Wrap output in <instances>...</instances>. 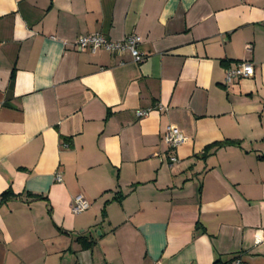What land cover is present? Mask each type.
<instances>
[{
    "label": "crops",
    "instance_id": "0c3cea01",
    "mask_svg": "<svg viewBox=\"0 0 264 264\" xmlns=\"http://www.w3.org/2000/svg\"><path fill=\"white\" fill-rule=\"evenodd\" d=\"M93 33L143 60L77 51ZM7 190L0 264H264V0H0Z\"/></svg>",
    "mask_w": 264,
    "mask_h": 264
},
{
    "label": "built area",
    "instance_id": "2783aa9c",
    "mask_svg": "<svg viewBox=\"0 0 264 264\" xmlns=\"http://www.w3.org/2000/svg\"><path fill=\"white\" fill-rule=\"evenodd\" d=\"M141 43V39L137 35H128L122 41L113 42L107 40L103 35L98 33L85 34L77 38L74 47L77 51L89 50L95 53L97 50L107 51L115 56L128 53L133 62L139 63L143 60L142 54L138 51L137 47ZM255 74V67L250 62H237L233 66L225 69L224 84L229 85L233 81L241 78H250ZM154 110L161 111L163 108L156 105ZM153 109L137 110L136 116L138 118H145ZM164 144L168 147L170 155L168 157V165L172 166L177 163V158L174 151L178 146L186 141V137L174 126L166 127L163 136ZM63 147H67L64 144ZM55 181L60 182V176L55 175ZM89 209V203L81 196L77 195L73 198L71 203V212L74 215L83 213ZM258 241V240H257ZM232 264H241L240 260L234 261Z\"/></svg>",
    "mask_w": 264,
    "mask_h": 264
},
{
    "label": "trees",
    "instance_id": "16d2710c",
    "mask_svg": "<svg viewBox=\"0 0 264 264\" xmlns=\"http://www.w3.org/2000/svg\"><path fill=\"white\" fill-rule=\"evenodd\" d=\"M230 145H237V143L233 142V141H225L223 143L212 144L211 146H208L205 149L204 154H207L208 151L213 149V148H218V147H223V146H230ZM13 198H15V196L12 194V192L10 190H7V191L3 192L0 195V205L8 202L9 200H11ZM33 198L37 199V197H33Z\"/></svg>",
    "mask_w": 264,
    "mask_h": 264
}]
</instances>
